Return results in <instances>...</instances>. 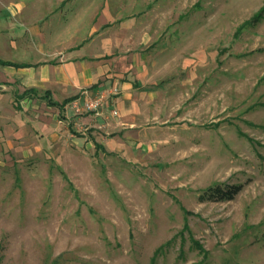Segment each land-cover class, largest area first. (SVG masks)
Here are the masks:
<instances>
[{
	"label": "rangeland",
	"instance_id": "obj_1",
	"mask_svg": "<svg viewBox=\"0 0 264 264\" xmlns=\"http://www.w3.org/2000/svg\"><path fill=\"white\" fill-rule=\"evenodd\" d=\"M263 6L0 0L1 57L98 29L156 81L148 118L120 130L76 109L26 122L20 95L2 99L19 117L0 116V264H264V14L247 22ZM216 184L243 187L201 199Z\"/></svg>",
	"mask_w": 264,
	"mask_h": 264
},
{
	"label": "crops",
	"instance_id": "obj_2",
	"mask_svg": "<svg viewBox=\"0 0 264 264\" xmlns=\"http://www.w3.org/2000/svg\"><path fill=\"white\" fill-rule=\"evenodd\" d=\"M92 35L90 42L55 49L48 57L41 53L25 60L0 56L2 61L21 64L0 63V116L12 113L19 117L17 110L5 107L2 101L15 95H20V112L26 122L31 116L44 118L51 112L75 116V102L84 106L101 91L108 92L107 106L98 113L84 110L81 117L84 123L120 130L138 124L146 113L143 110L148 109L150 114L156 81L152 80V72L144 60L145 51L119 50L120 43L112 34L98 33V29ZM117 50L122 53L116 54ZM30 88L36 89L38 95L30 92L23 96ZM69 98L72 100L62 106L50 103V99L63 103ZM54 135L52 132L50 137Z\"/></svg>",
	"mask_w": 264,
	"mask_h": 264
},
{
	"label": "trees",
	"instance_id": "obj_3",
	"mask_svg": "<svg viewBox=\"0 0 264 264\" xmlns=\"http://www.w3.org/2000/svg\"><path fill=\"white\" fill-rule=\"evenodd\" d=\"M264 14V6L257 11L254 16L249 19L247 22L248 23H254L256 21H258L259 19H261L263 17ZM1 64H12V65H16V66H21V64L19 63H15V62H9V61H2L0 60ZM30 92H35L36 95H38L37 90L34 88H30L27 91H25L23 93V96H25L26 94L30 93ZM46 94L48 93V91L45 92ZM72 100V98L66 99L64 100L63 103H59L57 101H53L52 99H50V102H52V104L57 105V106H62L64 103L68 102ZM242 184H231V185H227L225 187H223L220 184H216V185H212L210 187L207 188L206 194L201 196V199H205V195H207V197L209 199H218V200H227V199H233L242 189Z\"/></svg>",
	"mask_w": 264,
	"mask_h": 264
},
{
	"label": "built area",
	"instance_id": "obj_4",
	"mask_svg": "<svg viewBox=\"0 0 264 264\" xmlns=\"http://www.w3.org/2000/svg\"><path fill=\"white\" fill-rule=\"evenodd\" d=\"M109 102V95L106 91L98 92L92 99L86 101L84 106H80L78 103H74V109L77 111H91V112H101ZM116 113V111H114Z\"/></svg>",
	"mask_w": 264,
	"mask_h": 264
}]
</instances>
